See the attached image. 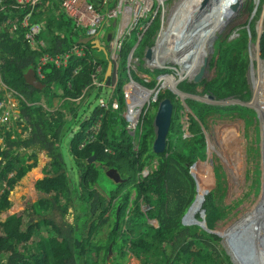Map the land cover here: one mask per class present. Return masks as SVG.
Wrapping results in <instances>:
<instances>
[{"label":"trees","instance_id":"1","mask_svg":"<svg viewBox=\"0 0 264 264\" xmlns=\"http://www.w3.org/2000/svg\"><path fill=\"white\" fill-rule=\"evenodd\" d=\"M97 8L105 7L99 2ZM71 20L60 0H42L33 10L18 0H7L5 9L0 10V72L8 87L24 97L15 126L10 123L13 116L0 126V137L4 138L0 144V215L12 207L10 195L17 184L38 166L39 153L47 152L50 158L43 172L46 177L35 185L48 197L29 202L25 210L0 220V264H124L128 254L140 264H233L221 246L223 236L217 229V222L229 214L231 206L225 207L215 193L216 178L222 175L219 169H211L208 142L197 119V115L205 119L209 106L187 100L192 110L198 108L193 116L171 92L163 95L173 100L174 111L166 148L155 153L152 112L132 135L122 108L113 111L98 104L109 90L93 84V78H104L97 70L101 62L93 57L91 44L78 45L84 55L72 51L78 43L74 36L79 27L70 29ZM35 24H44L38 37L44 40V47L38 44L33 48L26 40ZM158 26L148 31V46L153 44L151 37ZM227 40L216 44V77L205 89L218 99L239 96L244 101L251 97L248 35L243 32L238 40ZM128 47L122 52L125 60ZM261 48L264 58V38ZM44 56L51 60L42 64ZM255 58L258 72H264V62ZM39 66L43 77L37 75L38 79L46 85L42 90L25 79L29 69L37 72ZM120 72L126 77V62ZM168 72L157 70L154 75L161 77ZM122 80L120 89L125 83ZM155 85V80L147 83L149 88ZM195 88L192 82L180 84L185 92ZM49 96L53 108L57 104L52 98L63 100L55 112L34 103ZM238 106L224 107L233 110ZM98 121L101 126L95 140L88 143L94 134L91 127ZM146 124L150 126L147 131ZM110 169H116L122 181L106 193L101 184L103 178L114 181L106 176ZM146 169L148 174L143 176ZM35 172L30 176L40 175ZM132 191L135 198L131 201ZM248 226L242 218L225 235L235 234L244 241ZM252 232L248 230L246 239H252ZM110 247L113 256L108 260Z\"/></svg>","mask_w":264,"mask_h":264},{"label":"rangeland","instance_id":"2","mask_svg":"<svg viewBox=\"0 0 264 264\" xmlns=\"http://www.w3.org/2000/svg\"><path fill=\"white\" fill-rule=\"evenodd\" d=\"M180 1L182 0H172L170 4L166 3L163 5L161 12L157 15V17L159 18V24H160L159 31L160 33L161 32L164 33L166 30L170 31V35L172 34L173 31H175L177 33L174 32L175 35H173V40L179 42L180 40L184 39V42L186 44L189 43L188 46H190L192 45L194 41L196 42L202 36V34H193L191 38H189V40H187L186 42V39L191 34L190 32V29L192 28L191 24L200 22V20L198 21V18L202 20L203 16H205V19L203 17L204 20H210L211 18L209 19L208 13H204L202 16V12L201 13L192 12V13L187 14L189 15V17L185 16V18L187 17L188 21H185L184 20L185 18L181 20V26L179 25V21L177 22L174 19H171L172 17L164 18V15L162 13L163 9L173 8L175 6L174 11H177L179 8L177 4L178 3L180 4ZM254 2H257V0H254ZM193 3L195 2L193 1ZM195 8H198V6L196 5ZM154 16L156 15L153 14L152 17ZM195 17H198V18H195ZM69 20L70 19L67 18V21ZM152 20L153 18H150L147 24L143 25L142 28L149 26ZM71 26L72 27H69V28L72 30L74 29V27H76L75 22L72 20H71ZM195 26H198V24H196ZM113 30L114 28H112V22H108V26L105 27L100 32L99 39L101 41V44L106 48H108L109 43L105 39V36L108 33L112 32ZM76 32L78 33H76V35L74 36L75 43L78 42V38L80 36H85V32L82 29H79ZM71 34H72V31L70 32L69 35ZM156 36L158 37V35ZM156 36H154V38H156ZM218 36L219 35L217 34V37ZM148 37H150V35L146 36V38L143 40L142 45L137 49L136 56L140 57L141 59H142V54L144 52V48L148 45L147 43ZM194 37L195 39L193 41ZM136 41H137V35L133 33L130 38V45L133 47L136 44ZM71 44L72 43H70V45ZM165 51L167 52V54L164 53ZM162 52H163V54H161L162 59L160 61L161 63H163V66L172 68V70H174L176 74L180 73L181 70L176 64L177 62L182 63V60L186 57L185 53H181V48H180V52H177L178 54H174V52L170 53L165 48L163 49ZM92 55L94 58L99 59V61L103 63L104 65L107 63V57L103 51L98 50V49H93ZM155 61L156 60L153 59L152 64L155 65L156 64ZM124 65H125V56L123 57L122 62H121V66L123 67ZM140 66L143 68H146L152 74L155 71L154 69H158L157 68L158 66L151 67V65H149L148 63H141ZM133 69H134V73L136 74V76L145 80L146 82H151L156 77L148 73L146 74L143 70H139L137 66H133ZM262 70L258 72V67L255 68V74L253 75V78L248 72L247 80L249 83V90H251L252 92L251 97L244 101L243 99L241 100L240 97H237L235 98L236 100L230 102L232 103L236 101L238 102L241 101L243 102L242 103L243 105L237 104L239 105L238 108H233V110L226 109L224 106H210L208 108H205L207 114H205V119L203 118L204 120H201V118L197 115V119L203 126V133L205 134L207 142H208L207 156H208V159H211V162H210L211 169L213 171L215 169H219V173L222 175V177L220 176L216 178L215 193L217 196L222 198V203L225 207L231 206L228 209L230 211L229 214H227V216L224 219H221L220 221L217 222V229L224 236L221 242V246L226 251V253L230 256L233 264H257V257L254 255V252L250 250L251 252H249V255H248L247 248H242L241 242H243V240L239 239L241 242L238 240V238L240 237H237L235 234L225 235V233L228 228H231L232 224H234L237 220L246 218V215L247 216L250 215L248 216V218L250 219L254 217L252 216V214H250V210H253L254 208L258 206L261 200V197H262V193H263L262 187H263L264 180L262 177L263 158H262V147L261 146H264V142L262 145L261 135L258 129V127H260V119L257 116V113L253 109L246 108V106L244 105V104L252 105L254 93H255V90L253 89L255 78L256 80H258L259 78L264 81V72ZM205 77H206L205 79L207 80H213L216 77L215 67H213V65H212V69H209L207 71V74L205 75ZM122 79H123L122 82H124L125 75H122ZM155 81H158V80H155ZM122 90L123 88L120 89V87H118L117 89V94H120V102H121V97H122V94H121ZM110 95H111V91L107 90L105 92L106 98H108ZM114 98H115L114 99L115 101L116 100L119 101L117 95H114ZM143 98H144V95L142 94L141 99ZM228 100H231V98H228ZM48 102H49V99H46V101H40L42 105H44L47 108H50L48 106ZM229 105L231 106L232 104H229ZM181 106L182 107L184 106L183 102H181ZM232 106H235V105L233 104ZM199 107L201 108L202 106L199 105ZM11 108L14 110H17V112L20 111L19 104L15 99L11 100ZM152 108H154V111H152V114H151V118L153 119L152 124L154 128L155 112L158 109V104L152 103ZM55 109H53L52 111H54ZM254 109H256V106H254ZM196 110H198V108H195L194 111L196 112ZM194 111H191V112L194 114ZM15 124L16 122L13 120L12 126H15ZM148 129H150V126L149 124L148 125L146 124L145 131H147ZM233 133H236L238 135L236 139L237 144H232L233 143L232 141L234 140V138H232ZM185 138H187L186 135H185ZM3 143H4V138L0 137V144H3ZM236 145H239V146L242 145V153H238L237 157L240 158L239 161L243 163L242 164L240 163L241 165L238 164V166H235V163L237 165V161L234 162L233 164H228V162L229 163L232 162L231 158L228 159V154L231 155L233 151L236 150L234 148ZM49 161H50V158L47 156V152L39 153L38 167L32 170L31 172H29L17 184L15 189L11 192L10 200L12 202V207L8 211L0 215V220H5L8 216L25 210L29 202L35 203L43 197H48L47 195H43L37 191L36 186H35V181L42 180V178L44 177L43 172L47 168V163H49ZM233 165L235 167L232 169ZM257 170L261 171L260 175L257 174ZM35 171H39L40 175L36 177L30 176V173H34V175H36ZM147 172H148L147 169L144 170L143 175H146ZM257 179L260 180V184L257 183ZM121 180H122V177H121ZM114 181L107 179V178L106 179L103 178V183L101 184L102 190L106 193H110L114 188L116 189L114 185L117 184L116 182H121V181L119 180H114ZM218 181L220 184L219 186H218ZM134 198H135V192L132 191L130 200L132 201ZM143 206H145V203L143 204ZM143 209L146 210L147 209L146 206ZM70 211L74 213L73 209H70ZM127 212L129 211L127 210ZM72 220H73L72 217H70L69 222H72ZM152 224L156 225L157 223L154 221ZM123 262L124 264H140V262L131 254H128V256L123 260Z\"/></svg>","mask_w":264,"mask_h":264},{"label":"clouds","instance_id":"3","mask_svg":"<svg viewBox=\"0 0 264 264\" xmlns=\"http://www.w3.org/2000/svg\"><path fill=\"white\" fill-rule=\"evenodd\" d=\"M92 1L95 2L96 0H92ZM122 1L123 0H109L107 2V4L104 5V7H105L104 10H100L97 7L96 8L98 9V11H102L104 13H107L110 9H113L118 3H121ZM171 1L172 0H162V1L151 0V2H150L148 0L147 1L146 0H142V1L138 0L139 5L140 6H144L146 8H147V3L151 4L150 7L147 8V11H148L147 18L142 20L141 24L139 25V27L135 31H133L130 35L126 36L127 38L125 40L124 47H123L122 51L120 52L121 58H120L119 62H116V63L111 62L110 44H111L114 36L116 35L117 29H118V26H119V20H117V19H107L104 22L102 28L99 30V32H98V34L96 36H88L87 35V30L85 28H83V27L77 26V23L75 22V20L65 12L69 17H71L74 20L76 26L79 27V29H82L85 32V36H81L79 38L77 45L72 49V51L77 53V54H79L80 56L84 55V51L81 48H79L78 45L79 44H85V43L82 42V40H84L86 38H93L92 39L93 41H98L99 43L98 44H92L91 42H89V43H86V44H91V45H93L94 49L101 50V51H103L105 53V55L107 57V63L105 65L104 64L102 65V63H99V66L97 67V70L99 72H101V73L103 72L104 73V78H100V77L93 78L94 79L93 84L98 86V87L104 86V87L108 88L111 91V95L108 98L102 97L100 99V100H105L106 102H108V107L104 108V109H112L113 111H116V110L118 111V110H120V108H122L123 109V113L122 114H124L126 119L128 120L127 130L132 135H135L136 132L135 133H131L129 131V124H130L131 119H130V117L128 115V112H127L126 100H125V98H126L125 90H128L127 89L128 87H132L133 84L142 85L146 90L151 91V94L149 95V97L152 96V95H155L154 92H157L158 93V95H156L157 101L156 102H152V103H157L158 106H159V103L163 99L170 98V97H163L164 94L166 95L167 92H171L173 95H175L173 93V91L171 90L172 87L163 88V85L165 84L166 80H169L170 78H173L174 81L176 82L175 87L178 88L184 94L189 95V96H185L183 98L175 95L176 96V100H179L180 102H183L184 107L186 108V111H188L192 115H195V114H193L191 112L193 110H192L191 107L188 106L187 100H194L196 102H201V103H203L205 105H208L209 107L210 106H227L229 104H232V105L233 104L234 105L239 104V103H235V102L230 103L231 101L236 100L235 98H237V96L228 97V98H231V100H228V98L218 99V98H216L213 95L215 97L216 101L228 103V104H224V105H221V104L217 105V104H213V103L209 102L210 101L209 96L212 95V94H210V93H208L206 91L205 84H207L208 82H211L213 80L205 79L206 78L205 75L207 74V71L209 69H212V62L213 61H214L213 67H215V65H216V61H217V58H218V54L216 52V44H217V42L219 40L223 41L225 39H228L227 40L228 42H232V41L238 40L241 37L243 32H247V35H248V55H249V68H248V71H247V77H248V72H249V74L253 78V75L255 74V68L258 67V63L256 61V58H254L253 56H256L258 61L264 62V58L262 57V48H261V43H262L263 38H264V0H257V2H254V0H224V3H219V4L217 3L218 2L217 0H214L212 3L209 2L210 3V8L209 9L204 8L203 10L199 11V13H201L203 11H204V13H212L213 11H215V10L217 11V9H218V11L220 12L219 23L218 22L216 23V25L219 27V29L215 32L213 42L211 40H209V39L207 41V55L208 56L206 57V59H208V61L206 62L205 61L206 59H205L204 62H203V64L205 62L207 64V67H206L205 72H204L203 79L199 83H195L193 81L194 76L200 73L201 67H200L198 73H196L193 77L186 76L185 78H183V76H185V75H183L182 65L179 62H177V64H176L181 70V72L178 73V74H176V72L174 70H172V68H169V67H166V66L162 67L163 65H159V64L158 65L152 64V61H153L152 57L157 56L156 47L158 46V40L160 38V35L161 34H165L164 42L166 44L171 43V42L174 41L173 40V35H175L174 32H172L171 35H170V31H167V30L164 33H162V32L160 33V31H159V29H160L159 18L157 17V15L161 12V10L163 8V5L166 4V3L170 4ZM201 2H202V0H200V3ZM176 3H175V5H176ZM220 4H223V5L220 6ZM249 5H250V7H249ZM195 7H196V4H194L192 0H182V1H180V7L178 8L177 11H174V8H175V6H174L173 8H167V9L165 8V9H163L162 13L164 15V18L172 17L171 19H174L177 22L179 21V25L181 26V20L184 19L187 14L192 13V12L197 13V11H196L197 8H195ZM150 14H151V16H150ZM153 14H155L156 16L152 17ZM172 15H174V16H172ZM203 17H205V16H203ZM203 17H202V19H203ZM216 17H217V15H216ZM150 18H153V20L151 21L150 25L146 26L145 28H141L143 25L147 24V22H148V20H150ZM184 20L188 21L187 19H184ZM199 20H201V19L198 18V21ZM214 20H216V18ZM108 22H112V28H114V30L112 32L108 33L105 36V39L109 43L108 48H106V47H104L101 44V41L99 39V35H100L101 30H103L105 27L108 26ZM156 24H158L159 26H158L157 30L155 31V33L153 34V36L151 37L152 40H153V44L149 45V46L147 45L144 48V52L142 54V59H141L140 57L136 56L137 49L142 45L143 40L146 38V35H147L148 31L151 29V27L153 25H156ZM170 25H171V23H170ZM237 25H239V26H237ZM35 26H38L40 28L39 34L36 35L34 41L31 40V39H28L27 38V34L30 32V30H31L30 29V30H28V33L25 36L26 40L29 42L30 46L33 47V48H36V46L38 44L42 45L44 47L45 46L44 40H38V37L42 33V29H43L44 24L43 25L35 24L31 28H33ZM15 30L16 29H14V31ZM133 33L137 35V41H136V44L132 47L130 45V38H131ZM217 34L219 35L218 37H217ZM156 35H158V37ZM109 36H111L110 39H108ZM154 36H156V38H154ZM216 38H217V40H216ZM155 39H156V41H155ZM128 45L130 46V49H128L126 51L127 52V58L125 60V62H126V77H125V79L126 80H125V83L122 86V88H123V90H122V93H123V104L120 105V97H119L120 94H117V89H118V86H119L120 78H122V73L120 72L121 62H122V59H123L122 52L124 53L125 49L129 48ZM211 48H212V50H211ZM149 50H151V57L150 58L146 57V53L148 54ZM49 60H51L50 57L44 56L41 59V63L45 64ZM146 61H147V63L149 65H151V67L158 66L157 67L158 69H154L155 71H154L153 74L151 72L150 73L147 72L148 74L154 75L157 70H169L171 72V73L168 72L167 74H163L161 77H155V78L153 77L154 80H158V81H156V85H155L154 88H149L147 86V83H151V82H146L145 80H143V79L139 78L138 76H136V74L134 73L133 66H137V68L139 70H143L144 71L146 68L141 67L140 64L141 63H146ZM57 62L60 63L59 60ZM109 65L111 66V72L110 73H108ZM103 66H106L105 69L103 68ZM41 68L42 67L39 66L37 72L32 68L34 70L35 74H36L37 79H38L37 75H40V76L43 77L42 72H41ZM114 69L116 71V75H115ZM29 70H31V69H29ZM215 72H216V68H215ZM0 74H1V72H0ZM1 76H2V74H1ZM114 76H115V82L112 83V80H114ZM2 78H3V76H2ZM109 80H111L110 84H108ZM141 80L143 82H141ZM178 80H181V81L179 83H177ZM39 81L42 82L41 80H39ZM184 81L192 82V83H194L196 85V88L194 89L193 92H185V91L180 89V84L182 82H184ZM255 81H256V78H255ZM45 87H46V85H45ZM38 90H42V89H38ZM249 91H251V90H249ZM2 93H4V96H2L1 98L7 103V106L11 109V111L13 110V112H14V113H12L10 115V117L13 116V119H12V121H10V123H13V120L15 122H17L18 119H19L18 113L20 111L17 112V110H14V109L11 108V100L15 99L18 102L19 108H20L21 107V102L20 101H21L23 96L19 92H17L16 90H14L12 88H9V90H6V91H4ZM251 94H252V92H251ZM114 95H117L119 101H117V100L115 101L114 100L115 99ZM161 97H163V98H161ZM49 98H51V97L50 96L49 97H43V98H41L40 100H38L37 102H34V103L42 105L40 103V101H46V99H49ZM23 99H24V97H23ZM52 99H53L52 101H55V103L57 104V106H55L56 109L51 107L49 102H48V106L50 108H47L44 105H42V106L45 107L46 109H49L51 112H55V111H57L58 108L61 107V104L63 103V100H58V99H54V98H52ZM100 100H99L98 104L100 105L101 108H103L101 106V104H100ZM49 101H50V99H49ZM253 101H254V98H253ZM152 103H151L150 107H147V113L154 111V108H152ZM172 103H173V107H174L173 100H172ZM241 103H243V102H241ZM114 104H117L118 107L114 108ZM239 105H243V104H239ZM244 105L247 108L253 109L257 113V116H258V112H257L258 110L256 111L257 107H256V109H254V107H252L251 104H250V107L247 106L246 104H244ZM53 109H55V110L52 111ZM156 112H155V115H156ZM147 113L144 116L143 121H144L145 117L147 116ZM15 114H16V116H14ZM10 117H9V119H10ZM9 119H8V121H6L3 124L5 125V124L9 123ZM3 124L0 123V126L3 125ZM140 124H139V126H140ZM142 125H143V123H142ZM100 126H101V122L98 121V122H96V124L94 126L91 127V130L94 132V134L87 139L88 143H91V142H93L95 140L94 136L98 132ZM139 126H138V128H139ZM138 128H137V130H138ZM258 129H259V127H258ZM154 130H155V128H154ZM259 131H260V129H259ZM85 145H86V143H84L81 147H84ZM109 150L110 149H108V148L106 149L107 152ZM93 158L94 157L89 159V161H91ZM147 174H148V172H147ZM147 174L143 175V176H147ZM45 177H46V175L44 174V177L42 179H44ZM37 181H35V185H36ZM152 222H154V221H152ZM258 250H259V248H258Z\"/></svg>","mask_w":264,"mask_h":264},{"label":"built area","instance_id":"4","mask_svg":"<svg viewBox=\"0 0 264 264\" xmlns=\"http://www.w3.org/2000/svg\"><path fill=\"white\" fill-rule=\"evenodd\" d=\"M108 1L109 0H96L95 2L92 0H60L64 11L75 20L77 26L87 30L88 36H96L107 19L119 20L116 35L110 44L111 62L116 63L119 62L121 58L120 52L124 47L126 36L135 31L142 20L147 18L148 11L146 7L139 5L138 0H123L107 13L98 11L96 7L99 5V2H104L103 5H106ZM18 2L24 7L30 6L33 10L42 0H18ZM6 3L7 0H0L1 11L5 9ZM29 16L30 15H27L25 17L23 21L24 26L28 25ZM16 28L17 26L14 25V29ZM39 32L40 28L35 26L31 28L30 32L27 34V38L34 41ZM144 89L142 85L133 84L131 89L125 90L127 112L131 119L129 124V131L131 133H135L139 124L143 123V118L147 113V107H150L152 102L157 101V92H154L155 95L142 100L141 97ZM6 90H9V87L0 74V95ZM100 104L103 108L108 107V102L105 100H100ZM117 107L118 105L114 104V108ZM12 113H14L13 110L11 111L7 103L0 97V123L3 124L8 121Z\"/></svg>","mask_w":264,"mask_h":264},{"label":"bare ground","instance_id":"5","mask_svg":"<svg viewBox=\"0 0 264 264\" xmlns=\"http://www.w3.org/2000/svg\"><path fill=\"white\" fill-rule=\"evenodd\" d=\"M159 1H162V0H159ZM192 1L195 2L194 4L199 6L200 0H192ZM213 1L214 0H212L210 2L212 3ZM150 2H151V0H150ZM217 3L218 4L224 3V0H218ZM178 4H177V6L180 7V4L179 5ZM150 5H151L150 3H147V8H149ZM221 5H223V4H220V6ZM205 8L209 9L210 3H208V5ZM203 14H204V11L202 12V16H203ZM208 15H209V19L211 18L210 20H204L205 19V17H204V19L200 20V22H198V23L196 22V23L191 24V27H192L190 29L191 34L186 39V42H187V40H189V38H191V36L193 34H202V36L200 35L201 37L195 42L194 41V39L196 37V35H195V37L193 38L194 42L190 46H188L189 43L186 44L184 42V39L180 40L179 42L173 41L171 43L166 44L164 42L165 34H161L160 38L158 40V46L156 47L157 48V50H156L157 56L152 57L154 60H156L155 65H158L159 63H161V61H160L162 59L161 54H163L162 51L164 48L170 53L174 52V54H178L177 52H180V48H181V53L186 54V57L182 60V63H180L182 65L183 75H185V76H183V78H185L186 76L193 77L196 73H198L200 67L202 66V64L204 62V60L208 56L207 55V41L209 39L213 42L215 32L219 29V27L216 25L217 22L219 23V16H220V12L218 11V9H217V11L215 10L212 13H208ZM216 15H217V17H216ZM186 16L189 17V15H186ZM195 18H198V17H195ZM215 18H216V20H214ZM185 19H187V17ZM196 24H198V26H195ZM185 29H186V27H185ZM173 32H175V31H173ZM175 33H177V32H175ZM164 53L167 54L166 51ZM253 57L255 58V56H253ZM159 65H163V63H161ZM175 84H176V82L174 81V79L170 78L169 80H166L165 84L163 85V88L174 87ZM130 88L131 87H129L127 89H130ZM254 90H255L254 101H253L252 105L256 106L258 112H260V116L262 119V125L264 126V81L262 79L258 78V80L255 81ZM142 94L144 95V98L142 100H145L149 97V95L151 94V91L144 89ZM134 103H136V102H134ZM232 136H233L232 138H234V140L232 141L233 142L232 144H237L236 139H237L238 135L236 133H233ZM262 138H263L262 139L263 140L262 145H263L264 136ZM261 147H262V150L264 151V146H261ZM234 148L236 150H234L233 153L231 152L232 153L231 155L228 154V159L229 158L232 159V162L231 163L228 162V164H233L234 162L237 161V165L235 163V166H238V164H240L241 162L239 161L240 158H238L237 156H238V153H242V145L241 146L236 145ZM235 166L233 165L232 169ZM263 172H264V158H263ZM262 192H263V194H262V197H261V200H260L258 206L256 208H254L253 210H250V214H252V216H254V217H252L250 219V218H248V216H250V215H248V216L246 215V218H245L248 221V224H250V226H248L249 231L250 230L253 231L257 227L261 233L260 234L261 237L259 238V243H260L259 245L260 246H259V250L257 251V254L260 257L264 256V244H262V242H260V239L264 238V188H263ZM257 240L258 239L256 237L255 241H253V242H256ZM254 244L255 243H253L252 245H254Z\"/></svg>","mask_w":264,"mask_h":264},{"label":"water","instance_id":"6","mask_svg":"<svg viewBox=\"0 0 264 264\" xmlns=\"http://www.w3.org/2000/svg\"><path fill=\"white\" fill-rule=\"evenodd\" d=\"M212 1V0H202V2L200 3V5L198 6L197 8V12L203 10L207 5L208 3ZM218 1V0H217ZM111 36L108 37V39H110ZM93 38H86L84 40H82L83 43H89L91 42L92 44H98L99 42L98 41H93L92 40ZM146 57L150 58L151 57V50H149L148 54L146 53ZM206 62L208 61V59L205 60ZM206 62L204 64H202L201 66V71L199 74L195 75L194 78H193V81L195 83H199L203 77H204V72H205V69L207 67V64ZM111 72V66L109 65V68H108V73ZM114 72H115V75H116V71L114 69ZM113 72V73H114ZM25 79H26V82L28 85H31L33 86L34 88L36 89H43L45 87V85L40 82L37 77H36V74L34 72L33 69L29 70L26 75H25ZM181 80H178L177 83H179ZM115 82V76H114V80H112V83ZM111 83V80L108 81V84ZM171 90L173 91V93L181 98L185 97V96H189L187 94H184L183 92H181L178 88H176L175 86L171 88ZM209 99L211 103L213 104H221V105H224V104H228V103H225V102H220V101H216L215 100V97L213 95H210L209 96ZM203 100V99H202ZM208 102V101H207ZM235 103H239V104H242L241 102H238L236 101ZM250 107V105H247ZM252 107H254L252 105ZM173 103H172V100L170 98H165L163 99L160 103H159V106H158V109H157V112H156V115H155V119H154V128H155V140H154V144H153V150L155 153H162L165 148H166V145H167V136L169 134V130H170V127H171V122H172V115H173ZM258 112V111H257ZM258 117L260 119V135H261V141H263L262 137L264 136V126L262 125V119H261V116H260V112H258ZM262 158H264V151L262 150ZM210 162H211V159H210ZM106 176L108 178H112L114 180H119V181H122L121 180V176L119 174V172L116 170V169H110L107 173H106ZM262 177H263V180H264V172H262ZM263 188H264V181H263ZM263 194V193H262ZM252 223V222H251ZM250 226V224H249ZM254 227V226H253ZM248 230H249V227L248 229H245L244 230V238L245 240L243 242H241L238 238V240L241 242V246L242 248H247V249H251L253 252H254V255L257 257V264H264V256H259L257 254V251H258V248H259V238L261 237V233L259 231V229L256 227V229L253 230V232L251 233V240L255 241L256 237H257V242H253L255 243L254 245H251L250 241L251 240H248L246 239V236L248 233ZM221 235L223 236V234L221 233ZM224 238V236H223ZM260 242H262V244H264V238L263 239H260ZM252 243V244H253ZM112 247H110V253H109V256H108V260H110L111 256H112Z\"/></svg>","mask_w":264,"mask_h":264}]
</instances>
